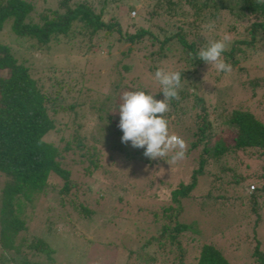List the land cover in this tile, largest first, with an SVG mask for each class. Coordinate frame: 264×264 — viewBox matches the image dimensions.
I'll return each mask as SVG.
<instances>
[{"label": "trees", "instance_id": "16d2710c", "mask_svg": "<svg viewBox=\"0 0 264 264\" xmlns=\"http://www.w3.org/2000/svg\"><path fill=\"white\" fill-rule=\"evenodd\" d=\"M123 4L120 0H56L53 6L33 10L29 0H0V30L6 26L8 32L19 39L27 51L13 52L8 44L0 41V248L18 253L21 256L19 264L52 262V249L40 237L18 235L24 229L25 207L32 206V200L40 193L48 189L54 191L53 179L60 180L56 192L61 195L68 193L73 185L69 171L60 165L61 155L56 144L60 129L57 114L69 112L73 104L61 97L63 85L53 78V67L49 66L50 71L43 70V74L33 73L29 61L32 53L47 52L51 45L68 42L78 43L82 52H87L92 46L96 47L98 42L95 40L111 38L139 43L140 47L148 49L143 55L147 64L165 58L177 44L181 67L176 71L181 72L183 87L178 89L179 99H172L169 103L174 113L181 115L184 109L179 102L190 95L193 99L190 107L198 108L193 113L197 126L196 131L191 133L194 140L189 147L192 148L208 137L205 130L210 126L203 97L184 90L183 79L188 87H195L194 74L206 65L196 56L198 50L210 40L221 39L218 36L220 31H230V35H225L229 42L221 58L232 67L239 61L249 60L252 50L257 48L256 43L264 44V4L257 0H146L136 9V17L128 24L132 30L121 28ZM134 8L133 4H127L124 13ZM111 9L114 14H111ZM142 21L146 22L145 26L141 24ZM209 23L214 27L208 29L206 25ZM152 68L154 64L148 65L149 70ZM213 71H217L215 67ZM248 84L251 89L256 81L250 80ZM135 90L145 89L137 87ZM220 107L224 112V115L219 114L222 118L220 122L225 126L220 131L230 132V140L226 141L221 133H217L210 144L204 143L188 180L179 181L169 191L170 203L161 206L159 212H152L151 221L158 222V236L151 235L147 241L155 242L156 249L153 252L160 259H165L168 254L164 252L173 248L174 254L171 256L175 259H170L169 264H235L234 259L241 258V251L236 247L237 241L232 240L229 253L225 254L215 241H200V232L194 221L178 219L182 211L181 200L196 185L198 176L205 175L203 167L224 155L237 159L239 153L257 158L259 171L246 176L230 167H223L207 176L213 179L209 185H215L214 181H217L213 188L219 190L222 184L219 173L230 170L231 179L225 184L234 187V190L240 185L241 195L234 196L233 192L223 195L208 188L203 198L217 204L216 209L220 211H230L235 204L243 206L238 220L240 230L236 227L233 232L235 236L242 234L241 238L246 243V252H242L243 255L247 254L245 264H264V248L254 230L260 212L264 211V119L259 117V112L247 107L235 106L230 110H225L224 105ZM47 136H51L52 140ZM74 145L80 148L78 137ZM68 149H71L70 141H64L62 150ZM80 153L81 156L88 154L92 159L84 167V173L89 175L97 166L93 160L96 156L86 148ZM134 154L138 155L137 150ZM248 182L254 185L246 193L243 187ZM78 206L82 215L91 214L92 211ZM16 236L18 241L15 244ZM183 243L192 246L194 252L185 255ZM37 255L43 256L42 262L34 259ZM183 259L187 260L186 263H183Z\"/></svg>", "mask_w": 264, "mask_h": 264}, {"label": "rangeland", "instance_id": "374dc122", "mask_svg": "<svg viewBox=\"0 0 264 264\" xmlns=\"http://www.w3.org/2000/svg\"><path fill=\"white\" fill-rule=\"evenodd\" d=\"M55 1L29 0L33 10L53 6ZM120 1L125 3L121 7V28L129 29V22L137 15L136 9L146 0ZM127 4H133L135 8L125 14ZM111 14H114L112 9ZM141 24L145 26L146 22L142 21ZM230 34V31L223 30L218 36L222 38ZM0 41L8 44L13 52L27 53L24 44L11 35L6 26L0 30ZM95 41L98 42L96 47L92 46L87 52H82L78 43H59L51 45L47 52L32 53L29 59L36 75L38 72L43 74L45 70L50 71L51 67L55 69L52 72L53 78L63 85L61 97L65 102L73 104L72 110L59 112L56 118L60 126L56 138L61 155L60 165L69 171V179L73 185L68 193L61 195L56 192L61 182L53 179L54 191L48 189L40 193L32 200V206L25 207L24 229L18 235L38 236L50 246V264H169L170 259H175L171 256L174 254L173 248L164 252L168 254V258L165 256V259H160L153 252L156 249L155 242L147 241L151 235L158 236V222L151 221L152 212H159L161 206L170 203L169 191L179 181L188 180L204 143L210 144L217 133H221L226 141L230 140V132L220 131L225 129L220 122L222 118L219 114L224 115L220 106L224 105L225 110L235 106L247 107L253 112H259V117L264 119V44L256 43L257 48L252 50V57L233 65L230 72L213 71V65L204 64L194 74L196 77L193 88L188 87L183 79L187 93L193 92L195 96L203 97L210 126L205 130L208 137L190 148V142L194 140L191 133L196 131L197 126L193 113L198 108L190 107L193 103L190 95L179 102L184 109L181 115L174 113L169 103V111L164 114L169 122V133L182 137L187 144L184 158L173 161L172 152L164 159H149L143 155V149L121 142L123 133L118 127V105L123 91L135 90L137 87H143L147 92L153 93L156 99L162 100L164 97L161 86L154 74L158 68L176 71L181 67L178 45L175 44L165 58L146 64L143 55L148 49H143L139 43L111 38H99ZM152 64L155 69L149 70L148 65ZM239 66L241 67L238 69ZM250 80L256 81L251 89L248 84ZM77 137L81 141L79 149L74 145ZM47 138L52 140L51 136ZM64 141H70L71 149L62 150ZM85 148L94 152L96 158L93 160L97 162L96 168L89 175L84 173V167L91 158L88 154L81 156L80 153ZM135 150L138 155H133ZM129 156L132 157L126 158ZM236 158L224 155L218 161H209L203 167L205 175L198 176L196 185L181 200L182 211L178 219L194 221L200 232V241H215L225 254L229 253L232 240L237 241L236 247L241 251V258H235L234 263L245 264L247 254L243 255L242 252H246V243L241 238L242 234L235 236L233 232L236 227L240 230L238 220L243 206L235 204L230 211H220L216 209L217 204L203 198L208 188L223 195L232 192L234 196L241 195L240 185L234 190V187L225 184L231 179L230 170L219 173L222 182L219 190L213 188L217 181L210 186L209 181L213 179L207 176L223 167H230L246 176L259 171L257 158L245 157L240 153ZM245 164L248 166L245 167ZM253 185L254 183L248 182L243 191L249 193ZM1 186L0 176V188ZM78 204L92 211L91 214L82 215ZM245 226L249 228L248 225ZM254 230L264 248V211L260 212V219ZM182 245L186 249L185 255L194 252L189 244ZM1 257L0 264H19L21 256L0 248ZM34 259L42 262L43 256L37 255ZM186 261L183 259V263Z\"/></svg>", "mask_w": 264, "mask_h": 264}, {"label": "clouds", "instance_id": "9594fccd", "mask_svg": "<svg viewBox=\"0 0 264 264\" xmlns=\"http://www.w3.org/2000/svg\"><path fill=\"white\" fill-rule=\"evenodd\" d=\"M257 2L264 4V0ZM206 27L211 29L214 25L209 23ZM228 42V36L210 40L198 50L196 56L206 64L213 65L217 72H230L231 65L221 58ZM154 78L161 86L162 100L145 90H125L120 94L118 127L123 133L121 142L143 149V155L149 159H164L170 152L173 153V161L183 159L187 144L182 137L169 133V122L164 118L169 111V101L179 99L181 72L158 68Z\"/></svg>", "mask_w": 264, "mask_h": 264}]
</instances>
